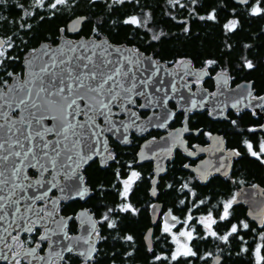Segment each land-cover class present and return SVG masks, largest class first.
<instances>
[{
	"label": "flooded vegetation",
	"instance_id": "flooded-vegetation-1",
	"mask_svg": "<svg viewBox=\"0 0 264 264\" xmlns=\"http://www.w3.org/2000/svg\"><path fill=\"white\" fill-rule=\"evenodd\" d=\"M143 28L151 33L155 30L152 26ZM81 36L83 35L78 37ZM94 37L97 38L96 36ZM134 49L138 51L139 56L151 54L152 57H155L153 53H145L137 48ZM155 58L165 61L164 63L167 66H174L175 68L179 67L182 60H185L168 62L157 57ZM195 68L202 69L201 67H194L192 65V69ZM185 71H187L185 80L188 82L187 88L189 90L194 91L197 86L202 85L208 91L207 98H211L215 94L214 76L218 71L211 74L206 69V75L199 72L192 73V70L187 67ZM22 77L23 75L19 78ZM227 77V85L230 88H233L240 82L232 83L228 75ZM10 80L7 83L0 84V88H5ZM250 89L243 92L244 96L233 95L234 101L231 102L234 104L224 107L221 109L222 111L213 116L211 115V106H205L197 111L187 108L179 111L175 101H168L167 107L173 112V116L168 124L162 128L156 126L148 128L142 134L132 131L129 126V135L126 143H123L124 139H116L104 132L103 129H100V132L104 133L107 137L109 147L106 150V154L109 155V159L101 165L99 157H95L86 165L81 166L80 171L83 174L84 184L88 188V195L83 199L75 198L69 200H65L63 196H59L60 193L68 192L67 190L72 188L64 185V175L59 174L52 181V189L46 198L36 200L33 206L29 208L20 207L21 214L26 216V220L23 223L21 222L20 225L32 227V231L19 230L17 229V224L14 223L10 228L11 235L6 237V241L2 247L11 245V255L15 251V244H20L21 249H17L15 253H18L22 257H27L31 264H36L38 257L46 252L49 240L53 238L51 252L55 256L51 259L50 264H55L59 255L61 256L60 264H94L96 256L100 251V244L104 240V238L101 239L99 236L101 227L102 225L107 226L109 221L103 219L106 214L102 218L95 217L96 215L89 210L90 206L85 205L95 190L99 192L101 190L99 185H95L92 188V185L88 181L90 176H87L86 170L90 164H95L100 169L113 164L115 174L110 185V190L118 194L117 199L120 203V192L123 191L122 181L128 179L133 171L137 173L139 171L131 169L126 177L121 178L119 172V165L121 163L119 151L125 148H134L132 151L134 152L135 164L139 165L150 162L152 165V177L149 189L151 200L145 206L148 213L152 204L158 202L161 204L155 224H151L149 213V225H147L142 236L143 243L148 252L147 255H143L144 263L137 262L136 264H175L178 261L182 264H211V262L213 264H256L255 252L257 246H260V254L264 257V153H260V146L264 144V102L256 99L257 97L264 96V86L260 89H255L251 83ZM136 99L137 97L134 99L135 103L133 105L129 104L126 106L127 109L134 110L137 115L136 121L130 125L139 123L149 113L157 112V109H152L151 112L150 109L145 110L141 108V98H138V105ZM212 102L218 103L216 100ZM115 110L117 109L115 108ZM13 115L15 114L13 113ZM113 117L122 119L125 118V114H114ZM98 122L104 126L101 119H98ZM184 126L186 128L184 129L185 131L183 130L182 135L185 141L183 147L173 146L170 150V146H167L154 152L155 155L159 154L161 156H166L165 153L169 152L170 156L165 160V171L161 172L157 177L155 185L156 194L151 195L152 180L155 175V157L153 156L148 160L139 162L138 153L141 150L142 144L147 140H158L171 130L179 127L184 128ZM135 129L140 131L139 127H135ZM50 137L52 135H48V138ZM248 144L253 146L252 150L257 152L260 158L253 156L249 152ZM236 152L240 154L235 155L234 153ZM210 154L212 161L209 164L206 162V159ZM175 158L178 159L175 162V168L184 170V176L192 179L193 184L187 182L186 178H183L179 184L170 185V182L167 180V182H164L165 185L159 186L160 178L168 172L170 163ZM50 173V169L45 171L41 180L49 179ZM27 175L32 180L36 177L37 171L31 168L27 171ZM30 179L27 181H30ZM185 185L187 187H184ZM158 193L164 195L167 203L164 204L157 197ZM233 197H235V202L229 209L230 214L228 218L220 220V216L223 215L224 211V203L233 200ZM19 203L20 205L23 204V202ZM52 205L53 208L51 209ZM37 207L40 209L38 213L35 211ZM83 209H87L93 215L96 226L86 239L77 241L73 246L86 253L90 245L93 242L95 243V252L92 255L93 259L87 261L82 259L80 253L73 250L69 252L65 249L69 238L78 235L81 230L79 213ZM192 210L196 212L192 214ZM166 212L169 213L170 218L176 217V221L171 222L165 219ZM209 214L216 220L211 230L217 233V237L226 235L231 230L233 224L237 225L238 232L229 236L227 242L209 235L208 230L199 222ZM189 216L192 217L191 220L188 219ZM165 222L170 226L175 225L171 228L170 233L163 231ZM33 224H35L34 227ZM243 224H247L248 228H244ZM149 227L152 228L150 247L144 241V233ZM181 231H191L193 239L188 241L186 237H180L179 233ZM17 233L19 234V239L14 241L12 236L17 235ZM173 235L181 243H187L196 253V256L180 257L177 261H172L171 254L177 248V244L172 239ZM41 236H46L47 239L41 240ZM85 241H88V243H85ZM242 249L245 250L242 251ZM157 256L163 259L156 260L155 257ZM14 261L13 258L11 262L7 261L3 263L2 258H0V264H12ZM107 264H122V261L121 259L119 260L116 253V260L108 261ZM261 264H264V260L261 261Z\"/></svg>",
	"mask_w": 264,
	"mask_h": 264
},
{
	"label": "water",
	"instance_id": "water-1",
	"mask_svg": "<svg viewBox=\"0 0 264 264\" xmlns=\"http://www.w3.org/2000/svg\"><path fill=\"white\" fill-rule=\"evenodd\" d=\"M233 1L238 3V5L242 4L240 0ZM84 20V15H75L66 22L65 28L67 35L61 32L56 43H50L48 41L40 42V44L23 60V77L19 78L17 74H14L6 87L0 88V124L5 125L4 129H0V142L8 140L9 136L12 135L7 131L10 127L13 132H16V135L12 136V140L20 139L25 145V148L31 146L33 148V154L36 156V159H33V154L29 155L28 160L21 166L22 171L19 177L15 179L11 177L12 164L14 162L18 163L19 160L24 159L23 154L19 158L14 156L10 157L9 161L6 163L0 162V172L4 173L3 176H0V180H7V183L0 185V195L8 197L10 193H14L11 200L0 201V203L5 204L4 211L9 213L3 220H0V236L3 237V239H0V258H2L3 263L7 261L11 262L14 258L13 255H10L11 245L2 247L6 241V237L11 232L10 228L14 223L20 224L26 220V216L21 214V210L16 212L15 216L11 214L15 212L17 206L19 209L21 206L29 208L33 206L36 200L46 198L49 191L52 189V181L54 178H57L59 174L64 175V185L72 187L70 190H67L68 192L60 193L59 196H63L65 200H69L75 198L83 199L88 195V188L84 184L83 174L80 171L81 166L86 165L95 157H99L101 165L109 159V155L106 154V150L109 147L107 137L104 133L100 132V129H103L104 132L112 135L116 139L125 140L126 137L127 142L129 126L132 131H135L137 134H142L148 128H154L155 126L162 128L167 125L173 116L172 110L167 107L168 101H175L179 111L184 108L197 111L205 106H211V115L213 116L222 111L221 109L224 107H229L234 104L233 102L213 103V100L226 99L231 95L244 96L243 92L251 90V83L246 80L240 81L233 88L228 87L227 74L218 72L214 76L215 94L211 98H207L208 91L205 86L199 85L194 91H191L187 88L188 82L185 80V75L187 74V71H185L186 67L190 68L192 73L199 72L205 75L207 74L206 69H192L190 60L186 59L182 60L177 68L174 66H167L166 63H164L165 61L157 60L155 57H152L151 54L139 56L138 51L132 46L115 44L107 39L108 37L106 36H102L101 38L81 36L72 39L70 36L79 32ZM0 38L3 37L0 35ZM72 48H75L77 51L75 53L71 52L70 49ZM92 52L97 53V56L93 58L94 60L105 58L112 60L113 64H110L108 66L109 68L120 67L122 69H127L131 67L132 73H129V77L121 76L119 80L123 83L125 88H130L133 83H135L137 87L127 93H125L123 89H116V91L120 92V96L123 97V99L121 100L118 98L117 101L110 105V111L106 110L105 116H101L97 113L96 109L98 105L96 101L93 100L90 102L91 110L84 108L85 102L77 101L81 106L80 114L75 117L74 121L71 116H69L68 119L73 123L82 124L84 127H76L73 130L75 135H72L70 132L68 134V139L65 140L63 134H56V132L59 131L60 125L63 123L61 119L62 112L59 106H44L45 100L49 99L44 93H41L40 97H36V93L40 88V78H43L45 83H47L49 79V77L44 76V74L40 72V69L47 63L51 72L63 75V73H60L59 68L51 67L53 59L58 62L60 59L67 58L68 56L80 54L91 55ZM45 53H47V55ZM61 53H63V56H61ZM101 53H103V56H101ZM129 61H132V63L129 64ZM133 73L136 76L135 80L130 79ZM141 80L149 81L146 87L140 83ZM109 83L111 85V82ZM173 85H175V90H173ZM108 86L109 85H106L105 87L107 88ZM24 89H31L33 94L32 98L36 99L37 102L42 105L39 112H36V109H32L31 107L25 108V106L22 105L17 108L15 106L19 102V99L25 95ZM137 93L142 94L138 95ZM136 97L141 98V108L145 110L150 109L151 112L152 109H157V112L149 113L139 123L130 125L132 122L136 121L137 115L134 110H129L126 106L129 104L133 105ZM107 99L108 98L105 97V103H107ZM198 99L199 101L201 100L199 104L196 102ZM87 100L88 97H86V101ZM192 100L196 103L195 106L190 107L191 104L188 101ZM115 108L117 110H115ZM13 113L15 115H13ZM31 113H35V117ZM122 113L125 114V118L118 119L113 117L114 114L117 115ZM41 115L44 119L41 120L40 124H36L35 119L39 118ZM51 117H57L58 119H52ZM89 117H91V120H89ZM105 117H107V119ZM98 119L102 120L104 126L99 124ZM22 121H32L31 127L26 123H22ZM135 127H139L140 131H137ZM46 128H53L56 131L45 132L44 129ZM185 128L186 126H184V128L179 127L171 130L158 140H147L143 142L141 150L138 153V161L141 162L153 156L155 157V175L152 180L151 195H153L152 193L155 191L158 175L165 171V160L170 156L169 152L165 153L166 156H161L159 154L155 155L154 152L167 146H170V150L173 146L183 147L185 141L182 135ZM17 130L23 131L24 135H28L29 133L32 134L33 139L31 145L23 139V136L20 135V131ZM37 131L43 134L44 141L50 142L48 149L36 147V145L42 144L40 138L35 135ZM48 135H52V137L48 138ZM11 142L12 141H9V143ZM126 142L124 141L123 143ZM57 144L59 145L58 147ZM9 151H21L23 153V149L13 144L11 149L5 145V150L0 152V155H6ZM45 151L48 152L47 157L43 155ZM56 151L61 153L60 156L57 157L55 155ZM68 156H72L71 161L67 160ZM49 157L55 158V167L49 162ZM211 161L212 156L210 154L206 162L210 164ZM33 164L36 166H29ZM31 168L37 171L36 177L32 180L28 178L27 175V171ZM45 169L51 170L50 177L47 180H41L44 172L47 171ZM25 177H27V179H25ZM28 179H30V181H27ZM202 179H204V177H202ZM17 184H19L20 187H16ZM81 192L84 193L83 196L80 195ZM17 199H19V202H23V204L20 205L19 203L18 205H13L11 203L12 200ZM160 208L161 204H159V202L152 204L149 211L151 224L156 223ZM39 210V207L35 208L36 213H38ZM0 215H3V213H0ZM79 219L81 221V230L78 235L69 238L67 247L71 246L74 252L81 253L82 251L73 245L77 241L86 239L94 231L96 222L93 215L89 213L87 209H83L79 213ZM165 219L171 222L176 221L170 218L168 212L165 214ZM5 229H7V232L4 231ZM151 233V227L144 233V241L148 247L151 245ZM52 242L53 238L49 240V246L46 252L38 257V262L36 264H50L51 259L55 256L51 252L53 248ZM94 244L93 242L90 247H94ZM67 247L65 249H67ZM93 254L94 252L92 255ZM81 257L86 260L85 256ZM60 260L61 256L59 255L55 264H60ZM211 264L213 263L211 262Z\"/></svg>",
	"mask_w": 264,
	"mask_h": 264
},
{
	"label": "trees",
	"instance_id": "trees-1",
	"mask_svg": "<svg viewBox=\"0 0 264 264\" xmlns=\"http://www.w3.org/2000/svg\"><path fill=\"white\" fill-rule=\"evenodd\" d=\"M53 0H45L44 7H35L34 0H5L0 3V35L11 37L13 47L8 55L13 59L5 60L0 65V84L9 81L12 76L8 73L23 75V60L42 41L56 43L61 32L67 35L66 22L75 15H84L80 35L97 38L108 37L115 44L130 45L161 60L178 62L190 60L194 67L207 69L211 74L227 73L232 83L248 80L255 89L264 86V15L251 16L250 9L256 0H248V4L235 3L233 0H180L184 7L171 4L169 0H125L123 4L114 0H68L66 5H60L56 10L47 7ZM17 5H23V8ZM215 10L216 20H201ZM25 11L32 15H24ZM137 16L144 21L140 27L127 25L123 20ZM231 19L239 22L234 32L226 33L224 24ZM21 24L31 27H20ZM154 27L151 33L143 27ZM189 31L186 33L184 28ZM153 36H159L154 40ZM247 45L248 47H245ZM215 61L208 65L207 61ZM254 64L252 69L245 68L244 61ZM3 76V77H2ZM137 105L139 99L137 98ZM204 120V119H202ZM134 148L120 150V177H126L131 169L139 171V179L132 184L127 200L110 190L114 179V165L103 169L90 164L86 173L92 188L99 185L101 190L94 191L88 203L90 211L97 218L109 215V221L115 223L114 228L102 225L100 231V251L94 264H107L116 260V253L122 264L144 263L147 248L143 243V232L149 225V213L145 207L151 200L149 189L152 172L151 163L135 164ZM175 158L171 161L168 172L160 178L159 186L170 182L176 185L181 179L193 184V180L184 176V170L175 168ZM167 203L164 195L157 196ZM129 203L136 213L120 212L119 206ZM109 209H113L109 212ZM194 214V210L191 211ZM131 235L132 241H126L125 236ZM132 252V255L127 253ZM144 255V256H143ZM11 264V263H10ZM175 264H182L180 261Z\"/></svg>",
	"mask_w": 264,
	"mask_h": 264
},
{
	"label": "snow or ice",
	"instance_id": "snow-or-ice-1",
	"mask_svg": "<svg viewBox=\"0 0 264 264\" xmlns=\"http://www.w3.org/2000/svg\"><path fill=\"white\" fill-rule=\"evenodd\" d=\"M5 0H0V3H4ZM125 0H114V3L117 4H123ZM171 4L177 5L179 7H184L183 4L180 3V0H169ZM193 4L196 3V0H191ZM68 3V0H53L52 3L48 4L47 7L56 10L58 6L60 5H66ZM240 3L242 4H248V0H240ZM18 7L23 8V5H17ZM34 6L44 7L45 6V0H34ZM251 16H261L264 15V0H256L255 4L251 6L250 13ZM24 15H32L31 12L25 11ZM201 20H208V21H215L216 20V13L215 10L210 12L207 16H201L199 17ZM2 19V17H0ZM124 24L127 25H134L137 27H140L144 21H141L137 16H130L123 20ZM239 25V22L236 19H231L227 23L224 24V30L226 33L234 32ZM20 27H31V25H24L21 24ZM184 31L187 33L189 29L187 27L184 28ZM153 39H159V36H153ZM6 45V47H5ZM13 47V44L11 43V37L8 38H0V65H3L5 60L13 59L11 56L8 55V50ZM83 47V46H82ZM245 47H248L245 45ZM71 52L75 53L77 50L75 48L70 49ZM47 55V53H45ZM61 56H63V53H61ZM97 56L96 52H92L91 55H73L68 56L67 58L60 59L58 62L53 59L51 67L53 68H59L60 73H63V75H58L55 72L50 71V67L47 63L43 67H41L40 72L44 74V76L49 77L47 80V83H45V80L43 78H40V88L39 91L36 93V97H40L41 93H44L45 96L49 99H46L44 102V106H56L58 105L61 112H62V121L63 123L60 125L59 131L56 132L57 135L63 134L64 139H68V134L71 132L72 135H75V132L73 131L76 127H84L82 124H77L69 121V116L72 117V120H75V117L80 114L81 106L77 103V101L85 102L84 108L91 110L90 102L96 101V104L98 105V108L96 109L97 113L101 116H105V111H110V105H112L117 99H123V97L120 96V92L116 91V89H123L125 93L131 92L133 89L137 87L135 83L131 85L130 88H125L123 83L120 82L119 78L121 76L123 77H129V73H132V68L128 67L127 69H122L120 67L116 68H109L108 66L110 64H113L112 60L108 59H98L94 60L93 58ZM101 56H103V53H101ZM129 64L132 63V61L128 62ZM215 61H207L208 65L214 64ZM63 66V67H61ZM247 69H252L254 67V64L249 61L245 60L244 65ZM9 76H12L13 73H8ZM130 79L135 80L136 76L133 73ZM111 82V85L110 83ZM148 80H141L140 83L145 85V87L148 84ZM5 83H7L5 81ZM106 85H109L107 88ZM114 86V87H113ZM159 90V89H158ZM173 90H175V85H173ZM25 95L19 99V102L15 105L17 108L21 107L22 105L25 106V108L31 107L32 109H36V112H39L42 105L37 102L36 99H33V94L31 89H24ZM142 94V93H137ZM86 97H88V100L86 101ZM105 97H107V103H105ZM58 98V99H56ZM256 99H259L260 101L264 102V96L257 97ZM193 106H195V103H193ZM143 107V105H142ZM71 110V111H69ZM35 117V113H31ZM87 114V113H85ZM52 119H58L57 117H51ZM107 119V117H105ZM44 117L41 115L39 118L35 119L36 124H40L41 120H43ZM89 120H91V117H89ZM110 122V121H109ZM22 123H26L29 127H31L32 121H22ZM235 123V121H233ZM5 125L0 124V129H4ZM8 132H10L12 135L9 136L8 140H4L0 142V152L5 150V145L8 146L9 149L12 148V145H18L20 149H23V153L21 151H9L6 155H0V162L6 163L9 161V158L14 156L16 158L21 157L23 154L24 159L19 160L18 163L12 164V171H11V177L13 179L18 178L21 171H22V165H24L25 161L28 160V157L30 154H33V148L31 146L25 148V145L21 142L20 139L12 140V136L16 135V132H13L12 128L7 129ZM20 131V130H17ZM45 132H53L56 131L53 128H46L44 129ZM20 135L23 136V139L31 145L33 136L31 133L28 135H24L23 131H20ZM37 137L40 138L42 141V144L36 145V147H42L43 149H48L50 142L44 141V136L40 131H37L35 133ZM9 141H12L9 143ZM126 142V137H125ZM247 143V142H246ZM59 145L57 144V147ZM249 152L253 156L259 157V154L252 150L253 146L251 144L247 145ZM260 153H264V144H261L260 146ZM60 152L56 151L55 155L58 157L60 156ZM235 155H239L240 153L236 152ZM43 155L45 157L48 156V152H43ZM33 159H36V156L32 155ZM67 160L71 161L72 156H68ZM38 162V161H37ZM49 162L52 164L53 167L56 165V160L53 157H49ZM31 167H35L36 165H29ZM47 170V169H45ZM4 173L0 172V176H3ZM119 178V175H118ZM27 179V177H25ZM139 179V173L133 171L131 175L128 177V179L123 180V191L120 192V196L122 199L127 200L129 192L131 191L132 184ZM7 183V180H0V185ZM16 187H20L19 184L16 185ZM184 187H187L185 185ZM83 192L80 193L81 196H83ZM155 195V191L152 193ZM12 195L14 193H10L8 197H5L3 195H0V201L5 200H11ZM235 202V197H233V200H230L226 203H224L223 208V215L220 216V220H226L229 216V209L232 207V204ZM11 203L13 205L19 204V199L12 200ZM183 203V201H181ZM5 204L0 203V213H3V215H0V220H3L6 215H8V212L4 211ZM20 209L17 206L15 208V212L11 213L13 216H15L16 212H19ZM109 212H112L113 209H109ZM120 212H132L133 214L136 213V209L132 207L129 203H124L119 206ZM103 219L105 221H109L108 215L106 214ZM171 219L175 220L176 217H171ZM189 220L192 219L191 216L188 217ZM201 224L204 225V227L208 230V234L217 237V233L215 231H212V225L216 223V220H214L209 214L206 218H202L199 221ZM187 223V221H185ZM35 224H33V227ZM175 225H169L167 222L163 225V231L165 233H170L171 228ZM109 228H114L115 223L112 221L108 222ZM244 228H248L247 224H243ZM17 229L22 231H32V227H24L23 225L17 224ZM7 232V229L4 230ZM238 232L237 225L233 224L231 227V230L224 236L217 237L220 240H223L225 242L228 241L229 236L235 234ZM11 235V233H9ZM180 237H186L188 241L193 239V235L191 231H181L179 233ZM0 239H3L2 236H0ZM12 239L18 240L19 234L12 236ZM41 240L47 239L46 236H41ZM124 239L126 241H132L133 237L131 235L125 236ZM173 241L177 244V248L175 251L171 254V260L177 261L180 257H193L196 256V253L192 250L191 247L188 246L187 243H181L175 235L172 237ZM85 243H88V241H85ZM39 246V245H37ZM67 251L71 252L72 247L69 246L66 249ZM245 249H242L244 251ZM34 251V250H33ZM95 252L94 247H90L88 252L85 254L84 252H81V256H85L86 261L93 259L92 253ZM18 253H13V256H17ZM127 255H132L131 252L127 253ZM256 264H261V261L264 260V257L260 254V246H257L256 252ZM6 258V257H5ZM156 260L163 259L160 256L155 257ZM16 264H20L19 260L16 261Z\"/></svg>",
	"mask_w": 264,
	"mask_h": 264
},
{
	"label": "rangeland",
	"instance_id": "rangeland-1",
	"mask_svg": "<svg viewBox=\"0 0 264 264\" xmlns=\"http://www.w3.org/2000/svg\"><path fill=\"white\" fill-rule=\"evenodd\" d=\"M5 47H6V46H5ZM13 75H14V74H13ZM13 75H12V76H13ZM17 75H18L19 77L22 76V75H20V74H18V73H17ZM17 249H19V250L21 249V245H20V244H15V248H14V250L16 251ZM15 251L12 252L11 255H13V253H15ZM14 260H15V261H14L12 264H16V261H17V260H19L20 264H24V263H25V264H31V262L27 259V257H25V256L22 257V256L19 255V254H18L17 256L14 257Z\"/></svg>",
	"mask_w": 264,
	"mask_h": 264
},
{
	"label": "bare ground",
	"instance_id": "bare-ground-1",
	"mask_svg": "<svg viewBox=\"0 0 264 264\" xmlns=\"http://www.w3.org/2000/svg\"><path fill=\"white\" fill-rule=\"evenodd\" d=\"M176 99V98H175ZM218 101V103H220V102H231V101H234V97H233V95H231L229 98H226V99H220V100H216V102ZM191 105H190V107L191 106H193V103H194V100H192V101H188ZM196 102L199 104V102H201V100L199 101V99L198 100H196ZM195 102V103H196ZM53 208V205H52V207H51V209ZM52 211V210H51Z\"/></svg>",
	"mask_w": 264,
	"mask_h": 264
}]
</instances>
